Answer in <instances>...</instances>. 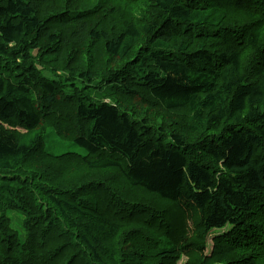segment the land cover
Returning <instances> with one entry per match:
<instances>
[{
	"label": "trees",
	"instance_id": "16d2710c",
	"mask_svg": "<svg viewBox=\"0 0 264 264\" xmlns=\"http://www.w3.org/2000/svg\"><path fill=\"white\" fill-rule=\"evenodd\" d=\"M180 262L264 264V0H0V264Z\"/></svg>",
	"mask_w": 264,
	"mask_h": 264
},
{
	"label": "rangeland",
	"instance_id": "374dc122",
	"mask_svg": "<svg viewBox=\"0 0 264 264\" xmlns=\"http://www.w3.org/2000/svg\"><path fill=\"white\" fill-rule=\"evenodd\" d=\"M43 148L52 154H61L64 152L86 153V149L83 146L77 144L75 141L61 138L51 131H48L44 137ZM179 264L182 263L180 262Z\"/></svg>",
	"mask_w": 264,
	"mask_h": 264
}]
</instances>
